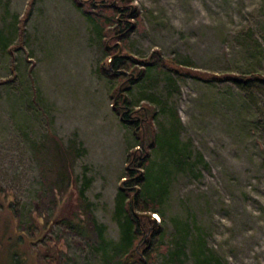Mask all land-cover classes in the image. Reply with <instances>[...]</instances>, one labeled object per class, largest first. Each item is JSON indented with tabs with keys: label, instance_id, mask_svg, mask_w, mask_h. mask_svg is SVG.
Wrapping results in <instances>:
<instances>
[{
	"label": "rangeland",
	"instance_id": "374dc122",
	"mask_svg": "<svg viewBox=\"0 0 264 264\" xmlns=\"http://www.w3.org/2000/svg\"><path fill=\"white\" fill-rule=\"evenodd\" d=\"M155 48L164 61L179 59L180 72L171 70L170 80L151 68L129 83ZM111 53L121 54L118 66ZM249 67L264 71V0H0V264H111L94 232L79 234L53 216L79 207L84 179L104 241L114 243L125 166L139 167L137 154L160 159L113 109L118 91L132 107L154 108L155 129L175 109L190 157L202 155L191 168L170 167L157 203L162 215L145 210L164 225L150 235L157 248L146 264H164L172 216L188 223L183 264H195L189 242L197 235L215 264H264V82L245 89L191 74ZM46 132L82 146L61 192L42 181L33 149Z\"/></svg>",
	"mask_w": 264,
	"mask_h": 264
},
{
	"label": "trees",
	"instance_id": "16d2710c",
	"mask_svg": "<svg viewBox=\"0 0 264 264\" xmlns=\"http://www.w3.org/2000/svg\"><path fill=\"white\" fill-rule=\"evenodd\" d=\"M131 14L137 15L136 9L132 8ZM131 24V21L126 20L124 27H130ZM153 53H156L154 58L152 57ZM139 59L142 65L137 68L134 75L127 76L129 83L141 80L151 68L164 69L167 73L166 78L170 80L173 78L169 74L171 70L180 72L179 68L175 66L178 65L180 60L169 57L164 61L156 48L148 56ZM120 62L121 54H115L113 56L114 67L118 66ZM107 72L108 74L114 73L112 70H107ZM191 74L201 76L209 81L215 78L229 79L245 89L253 81L264 82V71L255 67L220 74L211 72L206 76H202L196 71H192ZM112 103L113 109L119 113L120 119L125 124L136 127L139 130L137 134L145 135L148 138L147 145H151L156 150L160 159L150 158L148 153L147 156L137 154L132 156V159H135V163L139 167L125 166L124 176L121 183L117 185L115 193V216L119 224L120 234L114 243L110 244L109 242L107 244L104 241L102 223L95 219L90 211L89 202L84 197L83 189L88 182L84 179L77 187V195L80 200L79 207L76 210H67L66 213L57 212V215L53 217L61 220L69 229L79 234L88 235L94 232L100 239V244H95V246H100L104 255L106 253V256L112 259L111 264H135V262L146 264V261L152 257V251L157 248L150 246V235L152 233L161 234L164 225L162 224L163 220L155 222L145 210L156 209L162 215L157 203L165 192L170 167L187 166L191 168L195 165L196 160L202 158V155L199 151H195V156L190 157L189 139H182L178 134L180 121L175 109L168 111V122H159L158 129H155L151 120L154 108L149 103L132 107L126 94L120 91H118V95L112 98ZM161 105L163 110L164 106ZM32 145L39 163L42 181H45L49 188L51 186L49 183L55 184L61 192L70 181L72 160L75 155L82 152V146L71 138L63 144L52 132L44 133ZM49 165L51 166L49 170L54 172V178L51 179L44 176V172H47ZM130 193L132 196H130ZM55 202L56 198L52 199L53 205H55ZM10 203V201L7 203L9 207H11ZM80 212L83 213V216ZM88 219L90 220L89 225H87ZM171 219L174 225L173 238L161 248L163 262L164 264H183L186 254L185 241L189 233L188 223L184 221V225H178L177 223L183 220L177 216H172ZM31 226H33L32 223L28 222L27 227L30 229ZM144 235H146L145 239ZM136 240L141 242V246L135 243ZM189 244L195 264L219 263L218 257L206 248L203 239L199 235L194 239L191 238Z\"/></svg>",
	"mask_w": 264,
	"mask_h": 264
},
{
	"label": "water",
	"instance_id": "95a60500",
	"mask_svg": "<svg viewBox=\"0 0 264 264\" xmlns=\"http://www.w3.org/2000/svg\"><path fill=\"white\" fill-rule=\"evenodd\" d=\"M114 55V53H111L110 54V57H112ZM130 196H132V194L130 195ZM147 214L149 215V213L147 212ZM152 217V216H151ZM153 218V217H152ZM154 220V219H153Z\"/></svg>",
	"mask_w": 264,
	"mask_h": 264
},
{
	"label": "built area",
	"instance_id": "2783aa9c",
	"mask_svg": "<svg viewBox=\"0 0 264 264\" xmlns=\"http://www.w3.org/2000/svg\"><path fill=\"white\" fill-rule=\"evenodd\" d=\"M157 216V214H155Z\"/></svg>",
	"mask_w": 264,
	"mask_h": 264
}]
</instances>
